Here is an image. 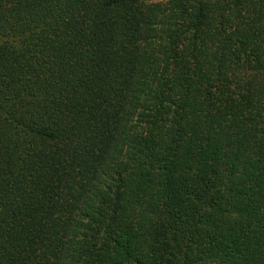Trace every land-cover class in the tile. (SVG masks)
<instances>
[{
    "label": "trees",
    "instance_id": "16d2710c",
    "mask_svg": "<svg viewBox=\"0 0 264 264\" xmlns=\"http://www.w3.org/2000/svg\"><path fill=\"white\" fill-rule=\"evenodd\" d=\"M0 264H264V0H0Z\"/></svg>",
    "mask_w": 264,
    "mask_h": 264
}]
</instances>
